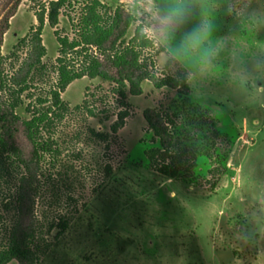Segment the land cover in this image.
<instances>
[{
  "label": "rangeland",
  "instance_id": "rangeland-1",
  "mask_svg": "<svg viewBox=\"0 0 264 264\" xmlns=\"http://www.w3.org/2000/svg\"><path fill=\"white\" fill-rule=\"evenodd\" d=\"M15 1L3 8L0 0V24ZM100 1L133 19L127 38L140 26L152 41L153 48L142 54L149 72L162 78L174 75L177 65L187 72L190 97L210 110L216 129L231 139L226 173L212 191L209 164L202 157L192 179L158 175L145 156L157 144L146 132L143 111L167 106L176 93L143 83L142 95L127 99L124 127L111 135L110 126L122 110L112 85L84 77L61 94L70 111L55 131L61 152L57 160L31 161V146L18 126L16 144L29 162L31 185L18 191L19 176L0 180V248L17 222L47 226L70 216L36 264H264V0H189V18L175 31L157 29L155 34L158 16L168 12L171 0ZM77 12L67 13L75 20ZM206 18L209 38L187 57L178 55L187 34ZM8 22L1 43L8 88L18 89L15 83L23 80L32 88L28 94L33 99L23 94L16 110L23 120L29 117L28 103L47 97L56 82L59 46L46 23L41 34L44 69L28 70L30 44L14 48L37 26L34 11L21 0ZM56 30L74 38L66 16H60ZM73 65L79 68V62ZM1 96L9 99L7 89ZM84 101L94 118L85 108L74 109ZM89 129L110 137L98 142ZM21 194L29 200L19 212ZM6 203L12 205L9 211Z\"/></svg>",
  "mask_w": 264,
  "mask_h": 264
},
{
  "label": "trees",
  "instance_id": "trees-1",
  "mask_svg": "<svg viewBox=\"0 0 264 264\" xmlns=\"http://www.w3.org/2000/svg\"><path fill=\"white\" fill-rule=\"evenodd\" d=\"M2 1V7L8 8L15 0ZM25 1L34 11L37 26H31L28 36L20 39L14 49L17 51L29 43L33 50V60L28 64V70L44 69L41 61L46 51L42 45L41 34L47 23L49 28L55 30L54 35L59 46L55 61L57 78L47 97H38L34 102L28 103L25 112L29 117L22 120L16 110L23 105V94L28 99H33L28 94L32 88L24 80L15 83L18 89L8 88L2 68L4 58L1 54L3 35L9 29L8 21L21 3V0H16L0 24V180L4 176H19L15 183L18 191L25 185H31L29 162L16 144L18 126H21L31 146V161L38 164L46 157L57 160L61 152L55 131L70 111L61 94L70 84L86 77L112 85L111 94L116 97L122 110L117 113L115 122L110 126L111 135H116L124 127L129 116L127 99L141 96L143 83H150L156 90L166 88L175 92V97L167 106L160 104L156 108L143 111L146 132L151 134L152 142L157 144L145 151L148 166L164 178L186 180L194 177L197 161L202 157L209 164L207 174L212 180L209 182L210 191L214 190L226 173L232 143L229 137L216 129L210 110L190 97L187 72L178 65L174 75L162 78L149 72L142 54L153 48L152 41L146 37L140 26H136L132 35L127 38L133 19L124 15L120 9L112 11L100 0ZM77 9V18L74 20L67 12L73 13ZM60 16L68 18L74 38L61 36L56 30ZM97 54L104 57V63ZM74 62H79V68L74 67ZM106 66L115 70L114 76L108 73ZM4 89L9 92V99L1 96ZM81 108H85L90 117H95L86 101L74 109ZM88 133L98 142H106L110 137L109 134L93 129H89ZM27 200L29 198L22 194L16 199L19 212ZM11 206V203L3 205L6 211ZM69 217H59L47 226L17 222L8 230L5 243L0 248V264H36L53 240L67 228Z\"/></svg>",
  "mask_w": 264,
  "mask_h": 264
},
{
  "label": "clouds",
  "instance_id": "clouds-1",
  "mask_svg": "<svg viewBox=\"0 0 264 264\" xmlns=\"http://www.w3.org/2000/svg\"><path fill=\"white\" fill-rule=\"evenodd\" d=\"M190 16L189 0H171L168 12L158 16L157 24L154 26V34L158 29L161 33L175 31L177 25L183 24ZM211 34V23L206 18L201 26L193 29L186 36L185 43L178 55L187 57L189 53L209 38Z\"/></svg>",
  "mask_w": 264,
  "mask_h": 264
}]
</instances>
